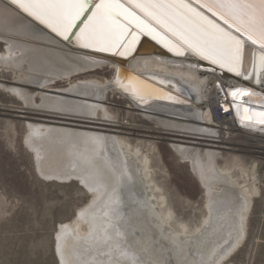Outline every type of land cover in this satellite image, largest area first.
Instances as JSON below:
<instances>
[{
    "label": "bare ground",
    "instance_id": "6f19581e",
    "mask_svg": "<svg viewBox=\"0 0 264 264\" xmlns=\"http://www.w3.org/2000/svg\"><path fill=\"white\" fill-rule=\"evenodd\" d=\"M150 37L169 53H136L125 63L154 78L140 79L123 67L117 76L122 61L115 52L85 48L74 36L64 40L11 0H0V90L22 104L16 117L25 119L23 141L34 169L45 181L77 182L90 194L56 228L58 264H228L247 241L260 194L257 164L246 167L235 157L221 165L224 150L232 147L213 143H223L232 131L264 138L259 46H246L237 73L191 52L177 55ZM108 65L115 72L111 80L75 78ZM131 82L145 87L143 100L126 90ZM236 89L255 95L234 97ZM116 92L131 101L127 108L136 115L181 136L170 146L203 188L198 222L180 219L173 209L145 136L132 141L140 126L119 124L104 102ZM215 96L227 113L223 121L214 114Z\"/></svg>",
    "mask_w": 264,
    "mask_h": 264
},
{
    "label": "rangeland",
    "instance_id": "374dc122",
    "mask_svg": "<svg viewBox=\"0 0 264 264\" xmlns=\"http://www.w3.org/2000/svg\"><path fill=\"white\" fill-rule=\"evenodd\" d=\"M3 47L4 42H0V50ZM114 73L108 65L75 78L97 76L111 80ZM120 95L110 94L104 102L117 115L119 124L130 120L140 126L132 141H138L136 135L145 136L144 146L153 151V167L173 209L180 219L198 222L204 213L203 188L189 164L170 146L173 138L181 136L162 131L155 122L136 115L127 108L131 101ZM21 105L0 90V264H58L54 250L56 228L72 219L90 194L77 182L45 181L38 175L32 152L23 141L25 119L16 117L22 115L18 112ZM224 140L211 142L232 147L224 150L220 164H230L235 157L246 167L257 164L260 187L249 218L247 241L228 264H264V138L232 131Z\"/></svg>",
    "mask_w": 264,
    "mask_h": 264
},
{
    "label": "snow or ice",
    "instance_id": "6c2138e0",
    "mask_svg": "<svg viewBox=\"0 0 264 264\" xmlns=\"http://www.w3.org/2000/svg\"><path fill=\"white\" fill-rule=\"evenodd\" d=\"M22 13L59 37H75L85 48L129 55L142 34L177 55L194 53L213 65L239 73L245 48L259 46L264 70V0H11ZM78 29V31H74ZM175 37L179 43L171 39ZM256 63H253V68ZM143 100L145 87L131 82ZM254 96L236 89L234 97Z\"/></svg>",
    "mask_w": 264,
    "mask_h": 264
},
{
    "label": "water",
    "instance_id": "95a60500",
    "mask_svg": "<svg viewBox=\"0 0 264 264\" xmlns=\"http://www.w3.org/2000/svg\"><path fill=\"white\" fill-rule=\"evenodd\" d=\"M74 31H78V29H76ZM146 51L147 52H150L151 54H156L158 52H164V53L165 52H168L165 48H163L162 46H160L159 43L155 42L150 36H148L147 34H142L140 36V38H139V41L135 45L134 51L131 52V54H129V55H119L117 52H115V55H116L115 57L118 58L120 61H122L120 63V65H119V67H118L117 76H120V75L122 76V74L124 72L123 71V68H124V69H126L125 71H128L129 73H133L132 75L137 76V77H140V79H142V78L143 79L154 78V77H150V76L149 77H146L144 75H138V74H136L135 72H133L132 70H130L129 68L126 67V63H127L126 62V59L130 58L131 56L135 55L136 53L139 54L141 52H146ZM151 80H154V79H151ZM157 82L158 81L156 80V83H155L156 85L159 84Z\"/></svg>",
    "mask_w": 264,
    "mask_h": 264
},
{
    "label": "built area",
    "instance_id": "2783aa9c",
    "mask_svg": "<svg viewBox=\"0 0 264 264\" xmlns=\"http://www.w3.org/2000/svg\"><path fill=\"white\" fill-rule=\"evenodd\" d=\"M218 91L222 94V91L220 89H218ZM214 103H213V107H214V114H215V117L217 120L219 121H223V119L225 118L226 116V112L223 108V102H222V99H218L216 96L214 97ZM228 115H232V112L230 111L228 113ZM231 117V116H230Z\"/></svg>",
    "mask_w": 264,
    "mask_h": 264
}]
</instances>
